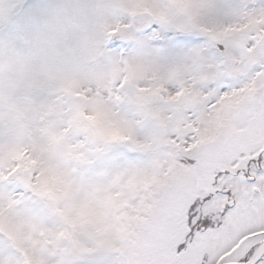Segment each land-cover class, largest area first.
Instances as JSON below:
<instances>
[{
	"label": "snow or ice",
	"instance_id": "obj_1",
	"mask_svg": "<svg viewBox=\"0 0 264 264\" xmlns=\"http://www.w3.org/2000/svg\"><path fill=\"white\" fill-rule=\"evenodd\" d=\"M0 264H264V0H0Z\"/></svg>",
	"mask_w": 264,
	"mask_h": 264
}]
</instances>
